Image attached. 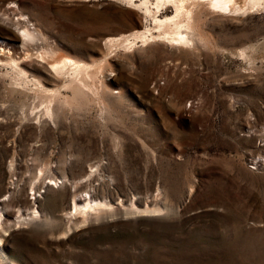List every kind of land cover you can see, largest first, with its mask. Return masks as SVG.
Masks as SVG:
<instances>
[{
    "label": "rangeland",
    "instance_id": "374dc122",
    "mask_svg": "<svg viewBox=\"0 0 264 264\" xmlns=\"http://www.w3.org/2000/svg\"><path fill=\"white\" fill-rule=\"evenodd\" d=\"M248 1L187 0L193 44L123 48L107 43L159 35L126 0H0V264H264V0ZM19 14L50 38L30 57ZM46 49L92 65L71 104L48 108L53 69L45 91L3 64ZM84 198L105 208L72 214Z\"/></svg>",
    "mask_w": 264,
    "mask_h": 264
},
{
    "label": "bare ground",
    "instance_id": "6f19581e",
    "mask_svg": "<svg viewBox=\"0 0 264 264\" xmlns=\"http://www.w3.org/2000/svg\"><path fill=\"white\" fill-rule=\"evenodd\" d=\"M127 3H131L133 5H137L140 9H143L145 14L149 15L153 18V20L156 23L157 29L159 31V35L155 36L153 35L151 30H146V32H137L135 34H131L128 36H121V37H115L111 38L110 41L107 43H111L112 45L120 44L123 48H128L132 45L133 41L136 38H140L142 41H147L150 38H157L162 37L164 40H166L170 44H177L180 45H189L193 44L192 36H190L191 33H189V30L192 29L191 27V16H190V10L187 9L186 3L187 0H139V4H135L136 0H126ZM207 1L211 6L216 7L220 9V11L224 9H230V6L233 5L234 0H204ZM248 1V0H247ZM252 2L259 3L258 0H251ZM203 2V1H201ZM206 2V3H207ZM249 2V1H248ZM167 3H170L174 5L176 13L174 16L166 17L165 19H159L156 16L157 13L160 12V10L165 6ZM252 4V3H251ZM256 6V5H255ZM215 8V9H216ZM238 10V9H237ZM242 11V10H241ZM10 12V9L8 13ZM7 17L9 14H6ZM148 17V16H147ZM9 18V17H8ZM10 23L14 25L22 35V41L23 46H25L24 49V57H30L33 55L30 51H28L29 46L33 45V43H38L40 41H48L50 40L49 37H47L42 31H40L36 26H31L29 17H24L22 14H19V17L16 19H9ZM32 20V19H31ZM194 40V39H193ZM38 49H42L38 48ZM4 50V49H3ZM1 49L0 52H3ZM126 50V49H125ZM5 54V53H4ZM55 54L53 50L46 49L42 55L41 59L42 61H38L37 63H24L21 65L12 54H6V60L3 64L9 65V67L14 71L15 76L21 78V84L26 85L27 83H30L28 79V73H32L33 76L36 78H39V76H46L49 81L45 80L42 81H35V85L41 86L42 88H45V91H47L48 88H50V79L54 80L55 82H59L57 75L62 77L63 79L60 80L62 85L58 89L57 92H55L52 95H49V101H48V108L51 109V98L55 97L59 98L61 101L63 100V104H71L67 98L63 99V90L67 88L68 86L71 87L74 84H77L78 87L81 86V84L77 81L80 79V74L84 72L85 70L88 71L91 64H88L87 62H84L83 60H80L79 62L74 60L71 56L64 55V54ZM56 56V57H55ZM31 59V58H29ZM0 61H2L0 59ZM48 62L50 65V73H54L53 70L56 72L57 75L47 73L49 69L46 67V64L43 62ZM1 63V62H0ZM80 63L81 65H79ZM2 64V63H1ZM102 64V63H100ZM25 65V66H24ZM97 64L95 63L94 66ZM6 68V67H5ZM53 69V70H52ZM52 71V72H51ZM89 72V71H88ZM51 75V76H50ZM71 85V86H70ZM82 87V86H81ZM75 92V91H74ZM83 92V91H82ZM77 93H75L76 95ZM51 183L50 185H52ZM106 206H108L106 204ZM101 207H104V203L99 200H94L93 198H88L82 201L81 204L73 203V212L74 213H87L91 210L101 209ZM92 212V211H91ZM90 213V212H89ZM89 215V214H88ZM36 216V215H35ZM2 222V220H1ZM21 222V221H20ZM1 240V239H0ZM2 242V241H1ZM0 242V243H1ZM5 255V254H4ZM0 257L4 259L2 248L0 247ZM6 261V260H5Z\"/></svg>",
    "mask_w": 264,
    "mask_h": 264
}]
</instances>
